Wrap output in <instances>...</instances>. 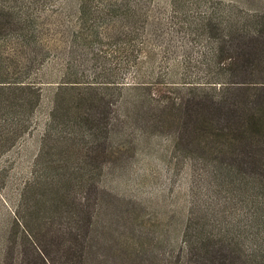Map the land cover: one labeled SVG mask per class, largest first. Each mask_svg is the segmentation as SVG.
<instances>
[{"label": "trees", "instance_id": "obj_1", "mask_svg": "<svg viewBox=\"0 0 264 264\" xmlns=\"http://www.w3.org/2000/svg\"><path fill=\"white\" fill-rule=\"evenodd\" d=\"M39 3L0 0V154L26 131L40 98L39 86L22 78L29 65L18 67L16 47L9 50L15 39L29 49V60L43 59L34 15ZM232 9L187 24L189 33L212 43L202 55L213 61L206 65L214 79L173 84V94L148 87L119 104L108 103L90 82H56L30 176L18 193L25 213L13 216L3 234L0 264H93L102 192L94 176L104 161L123 160L114 141L123 122L141 133L165 130L171 149L206 172L204 193L191 186L167 264H264V8L238 15ZM118 107L124 110L119 123ZM107 241L102 244L114 242ZM115 247L121 250L119 237Z\"/></svg>", "mask_w": 264, "mask_h": 264}, {"label": "rangeland", "instance_id": "obj_2", "mask_svg": "<svg viewBox=\"0 0 264 264\" xmlns=\"http://www.w3.org/2000/svg\"><path fill=\"white\" fill-rule=\"evenodd\" d=\"M225 6L245 14L264 8V0H40L34 15L43 59L29 60V49L10 40L17 66L29 65L22 78L39 86L40 98L26 131L0 154V243L12 217L25 213L18 193L30 176L56 82H90L108 103L119 104L143 96L148 87L164 86L173 94V84L214 79L208 69L213 61L202 55L212 43L189 33L187 24L212 10L220 15ZM123 114L118 107L115 121ZM120 125L114 141L123 160L104 161L94 176L102 192L93 264H167L180 239L191 186L198 184L204 193L206 172L171 149L165 130L141 133L134 124ZM103 240L114 242L105 246Z\"/></svg>", "mask_w": 264, "mask_h": 264}]
</instances>
